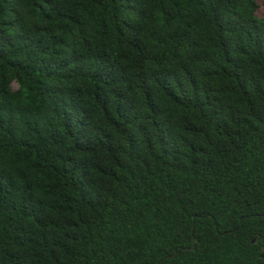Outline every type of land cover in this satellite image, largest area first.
<instances>
[{
  "label": "trees",
  "instance_id": "1",
  "mask_svg": "<svg viewBox=\"0 0 264 264\" xmlns=\"http://www.w3.org/2000/svg\"><path fill=\"white\" fill-rule=\"evenodd\" d=\"M0 264H264V0H0Z\"/></svg>",
  "mask_w": 264,
  "mask_h": 264
}]
</instances>
